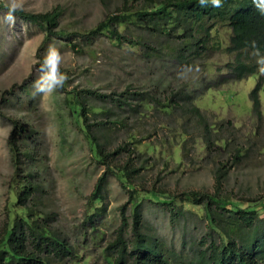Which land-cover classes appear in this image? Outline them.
Here are the masks:
<instances>
[{
    "label": "rangeland",
    "instance_id": "obj_1",
    "mask_svg": "<svg viewBox=\"0 0 264 264\" xmlns=\"http://www.w3.org/2000/svg\"><path fill=\"white\" fill-rule=\"evenodd\" d=\"M0 3L6 7L8 0ZM22 3L23 10L34 13L60 10L59 29L76 33L97 26L125 0ZM7 11V7L1 9L0 18ZM121 28L127 36L143 40L156 51L120 43L109 34L91 40L53 37L45 42L42 28L18 15L14 25L0 22V236L9 219L8 205L16 200L9 136L13 128L10 119L18 118L35 126L41 142L30 162V156L22 157L40 168L41 191L32 202L50 214L53 230L70 240L78 253L76 261L64 264H107L105 251L122 223V207L126 205L129 216L133 206L130 192L117 175L109 172L108 165L117 171L130 153L110 156L106 162L99 160L84 125L74 114L72 97L79 91L83 95L86 89L102 94L116 92L114 96L129 89L157 93L163 100L172 98L175 105L133 116L124 108H116L110 98L89 97L85 100L92 108L89 123L94 124L95 137L106 150L114 152L120 145L130 144L136 151L132 161L140 168L137 183L144 192L167 197L165 201L175 203V211L180 210L175 216L171 205L158 199L145 200L146 233L159 238L170 251L194 260L205 249L209 220L206 201L195 203L193 192L216 194L248 206L264 200V75L235 77L231 70L234 55L227 51L232 31L226 26L213 29L199 49L200 56L185 64L175 59L180 37L155 36L133 24ZM51 44L68 53L62 71L70 79L63 89L50 95H34L32 84L40 75L39 63ZM249 57L256 61L251 53ZM188 65H197L199 73H193L194 78L187 81L178 79L182 67ZM258 85L261 111L255 108L252 97ZM193 105L207 117L204 121L191 113ZM107 110L112 117L125 114V127L104 124ZM134 135L137 140L132 139ZM107 172L104 210L91 219L96 204L92 194ZM261 214L264 217V209ZM94 225L100 227L99 231L93 230Z\"/></svg>",
    "mask_w": 264,
    "mask_h": 264
},
{
    "label": "trees",
    "instance_id": "obj_2",
    "mask_svg": "<svg viewBox=\"0 0 264 264\" xmlns=\"http://www.w3.org/2000/svg\"><path fill=\"white\" fill-rule=\"evenodd\" d=\"M222 8L200 7L199 0H125L124 5L115 12L108 14L104 20L88 32H70L59 29L62 12L58 9L34 13L18 11L15 14L24 21L42 28L45 33V42L53 37L72 41L74 37L91 40L103 34H109L118 42H127L140 45L147 51H156V48L147 45L143 40L127 36L121 26L133 24L135 27L149 31L155 36L163 35L178 38L176 61L189 63L191 58L200 56L199 49L203 46L209 33L217 27L226 26L231 29V44L228 52L234 55L231 70L235 77L243 79L248 75L258 73L256 61L249 57L252 52L251 42L255 41L261 54L264 55V15H261L252 0H222ZM6 7L0 3V10ZM75 48L77 45H72ZM260 86L252 93L255 108H260ZM73 93L72 108L80 125L88 137L91 149L97 152L96 157L106 162L110 156L129 152V159L121 163L115 171L109 163V172L118 176L122 184L130 192L131 214L127 216V207H122V223L118 227L117 235L109 242L105 254L107 264H264V200L252 205L220 199L218 195H198L192 193L194 202L202 204L206 201L205 211L209 220V233L204 240V251L199 258L187 260L181 253L169 250L159 238H155L145 231V218L143 202L147 199H158L173 208L175 216L180 214L175 211V203L165 201L157 192H144L137 183L136 177L140 168L132 161V149L128 143L120 145L116 150H106L105 144L98 141L89 123V113L92 108L85 103L89 97L110 98L116 108H124L133 116H141L147 109L173 108L175 102L172 98H159L157 93L132 92L127 89L123 92L102 94L96 90L86 89ZM200 121L207 117L200 113L194 105L190 109ZM108 115V127H125V114L116 113ZM112 119V120H111ZM13 124L9 136V145L13 154L15 203L8 205V222L3 234L0 236V264H64L74 262L78 253L71 241L58 235L52 228L50 214L34 205L41 191V182L38 179L40 168L24 162L26 156L36 154L41 147L35 126L25 123L18 118H12ZM132 139L137 140L134 135ZM133 143V142H131ZM24 157V158H22ZM109 173H104L92 194L96 204L90 218L101 214L104 210L106 182ZM220 177L224 178L221 173ZM222 179H218L221 183ZM99 202V203H98ZM213 204L216 207H212ZM261 210V211H260ZM93 222L92 220L90 221ZM95 224H98L95 223ZM98 225L93 226L94 231H99ZM216 234V237L215 235Z\"/></svg>",
    "mask_w": 264,
    "mask_h": 264
},
{
    "label": "clouds",
    "instance_id": "obj_3",
    "mask_svg": "<svg viewBox=\"0 0 264 264\" xmlns=\"http://www.w3.org/2000/svg\"><path fill=\"white\" fill-rule=\"evenodd\" d=\"M252 2L257 11L264 15V0H252ZM199 5L200 7L222 8L223 2L222 0H199ZM6 7L7 14L0 18V22L14 25L16 23L15 13L24 8L22 0H8ZM251 48V55L256 58L257 71L260 75H264V55L261 54L255 41L251 42ZM66 55L68 53H61L55 44L49 45L42 62L39 63L40 75L32 84L34 95L47 96L65 87L70 79L67 73L62 71ZM199 71L200 68L197 65L183 66L182 71L178 73V79L187 81L194 78L193 73H199Z\"/></svg>",
    "mask_w": 264,
    "mask_h": 264
}]
</instances>
